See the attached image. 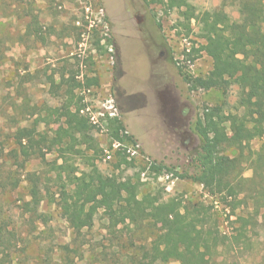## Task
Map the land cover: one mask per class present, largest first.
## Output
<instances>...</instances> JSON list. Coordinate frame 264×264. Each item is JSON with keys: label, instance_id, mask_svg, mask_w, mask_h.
I'll use <instances>...</instances> for the list:
<instances>
[{"label": "rangeland", "instance_id": "obj_1", "mask_svg": "<svg viewBox=\"0 0 264 264\" xmlns=\"http://www.w3.org/2000/svg\"><path fill=\"white\" fill-rule=\"evenodd\" d=\"M187 1L196 15L223 8L233 20L240 17V0ZM186 12L184 6L171 10L166 4L149 5L146 0H0V236L5 230L12 231L18 243L10 257L0 255V264H180L145 258L164 222H136L128 212L122 217L129 218L113 227L107 218L111 209L101 207L92 227L79 229L69 218L74 216H65L53 202L60 199L62 186L69 183L67 174L61 182L53 165L37 158L19 167L13 158L18 129L35 127L38 134L51 139L65 133L69 119L80 127L85 125L87 136L76 134L73 151L63 152V146H58L47 153L48 163L62 165L67 160L78 177L95 163L105 177L131 178L139 184L140 199L150 195L162 203L175 201L183 214L192 217V228L203 227L211 240L227 237L215 255L220 261L264 264V197L253 190L250 180L254 171L247 153L241 158L243 181L232 183L238 199L224 203L220 195L230 183L220 184L219 194L213 196L202 185L180 179L164 165L181 171L180 167L189 166L188 161L155 154L151 140L143 134L153 123L159 140H166L169 134L158 96L163 93L167 101L169 95L159 84L162 74L166 82L176 79L175 89L186 103L183 119L193 113L185 135L189 157L197 154L203 143L195 124L198 118L205 122L206 109L221 108L226 115L243 113L238 107L237 85L226 92L217 88L191 92L185 83L182 74L205 77L213 68L212 59L199 51L206 44L205 34L195 19L187 20ZM138 17L145 21L142 27L147 33L167 45L174 64L173 71L168 68L165 73L152 68L156 83L151 93L149 89L136 93L124 86L126 83L140 91L149 83L142 47L137 42H121L127 76L115 47L117 38L126 34L139 37ZM182 107L177 108L178 113L183 112ZM110 119L121 120L127 133L137 139L136 144L113 140ZM213 121L207 128L210 141L231 157L238 156L227 142L229 123L219 127ZM263 143L264 138H255L250 147L259 151ZM124 156L129 163L117 167ZM27 174L39 176L35 180L44 197L36 216L25 206L31 199ZM29 217L45 220L37 218L30 224Z\"/></svg>", "mask_w": 264, "mask_h": 264}, {"label": "trees", "instance_id": "obj_2", "mask_svg": "<svg viewBox=\"0 0 264 264\" xmlns=\"http://www.w3.org/2000/svg\"><path fill=\"white\" fill-rule=\"evenodd\" d=\"M166 1L167 3L165 0H146L149 5L158 2L166 4L171 10L187 7V20L195 19L201 32L205 34L206 44L199 51H204L213 61V68L205 77L193 78L182 74L189 90L192 92L217 88L226 92L232 85H237L238 107L243 113L226 115L221 108L206 109L205 122L198 118L195 124L203 143L197 154L185 158L189 166L180 167L181 171H178L177 167L166 165L164 168L180 179L202 185L213 196L219 194L220 184L230 183L225 194L220 195L221 200L227 203L230 198L238 199V190L232 183L239 185L243 181L239 172L241 173L242 169L241 158L247 153L254 171L250 180L253 182V190L259 197H264V143L259 151L250 147L252 139L264 138V0H240L238 20H233L223 8L196 15L187 0ZM179 68L182 71L180 66ZM212 121L219 127L229 123L231 136L227 142L229 146L236 148L238 156L231 157L218 143L210 141L207 128L211 126ZM108 129L113 140L136 143L135 137L127 133L121 120L110 119ZM87 131L85 125L80 127L70 119L65 133L51 139L38 134L35 127L20 128L14 137L16 149L13 151V158L20 168H24L25 164L34 158L40 159L45 165H53L61 182H64L63 174H67L69 183L62 186L60 199H53V202L58 203L65 216H74L69 218L79 229L92 227L99 209L108 207L111 210L107 213V218L113 227L124 223L129 217L122 216L128 212L134 216L132 219L136 222L148 219L164 222V228L153 241L150 250L145 253V258L154 257L164 263L174 260L180 264H227L215 255L220 246H224L229 239L213 237L211 240L203 227L192 228V217L183 214L175 201L162 203L150 195L140 199L139 184L136 181L131 178L117 180L105 177L95 163H91L78 177L67 160L63 161L62 165H58L56 161L47 162V153L58 146H63V152L75 150V144L78 142L76 134L84 138ZM98 146L97 144V148ZM119 154L122 153L119 151ZM123 163H129L125 156L123 162H118L117 167ZM27 175L31 178V199L25 206L33 213L32 216H36L44 197L35 180L39 179V176ZM235 208L236 206L233 207ZM29 218L30 224L37 218L45 220V217ZM3 233L0 236V255L8 258L18 243L15 241L14 232L5 230ZM1 262H4V259H1Z\"/></svg>", "mask_w": 264, "mask_h": 264}, {"label": "flooded vegetation", "instance_id": "obj_3", "mask_svg": "<svg viewBox=\"0 0 264 264\" xmlns=\"http://www.w3.org/2000/svg\"><path fill=\"white\" fill-rule=\"evenodd\" d=\"M137 19H138V25H139V27L137 28L139 37H135V36L132 37V35L126 34L120 39L117 38V41L115 40L116 41L115 47L120 54L119 58H120L121 66L123 67L124 72H125L124 76H127V74H126V68L123 64L122 55H124V52L121 47V42L122 41L137 42L139 47H142L143 55H146L147 65L149 67L148 68L149 83L145 88H143V90H140V91L135 90L129 84H126V83H124V86L130 87L136 93L145 92L148 89L150 90L149 92L151 93L154 89L151 87L156 83L154 80L155 74L154 76L151 74L152 68L153 69L156 68V70L159 69V71H162L165 73L166 70H168V68L171 71H173L174 64L172 65L169 59L170 52H169L167 45L162 41L161 38H157L151 35L150 33H147L148 31H146V29L142 27L145 21H143V19L139 17ZM171 66L173 68H171ZM158 80H160L159 84H161V86H165L164 88H166V89H163V91L169 93L168 99H166L167 101H165L163 97V93L161 92L158 93L159 99L162 102V115H164L165 117L163 120L166 124H168L167 129L169 130V134H167L166 140L161 139V138L159 140L157 136L158 129L157 128L155 129L154 123L151 125V128L146 129L145 132L143 131L144 132L143 134H144V137L147 136L149 140H151L149 144L151 145V149H153V152L155 154L167 156L168 158H174V160H176L177 158L184 160L185 158L189 157V155L186 154V152L188 151V147H186L187 143H186L185 135L189 133V125H190V120H192L193 118L192 117L193 113H191L190 117H188L187 120L183 119L186 113V111L184 110L186 103L181 100L182 99V97L180 96L181 92L175 89V87H177L176 82H175L176 81L175 77H173L170 82L169 81L166 82L167 77L164 74H162ZM181 105L184 107V108L182 107L183 112L181 109V113H178L177 108ZM150 116L152 117V115ZM154 120H155V117H154ZM151 133L154 136L150 137L149 135H151ZM171 140L173 142L172 145L170 144ZM136 142H137V139H136Z\"/></svg>", "mask_w": 264, "mask_h": 264}]
</instances>
